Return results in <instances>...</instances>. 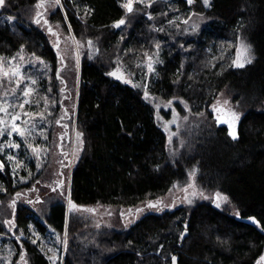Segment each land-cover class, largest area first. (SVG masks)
<instances>
[{"label": "trees", "instance_id": "trees-1", "mask_svg": "<svg viewBox=\"0 0 264 264\" xmlns=\"http://www.w3.org/2000/svg\"><path fill=\"white\" fill-rule=\"evenodd\" d=\"M37 3L5 0L0 7V58L26 53L43 61L30 76L51 112L47 139L33 133L35 145L43 152L47 146L42 169L26 158L14 175L0 134V236L23 237L7 241L14 259L52 264L43 250L49 242L57 245L51 232L63 255L56 264H173L172 257L178 264H263L264 0H210L209 6L192 8L188 0H155L135 2L131 13L123 0H60L59 6L44 0L39 17ZM194 8L205 22L197 32L185 33L181 20ZM120 20L125 23L117 28ZM60 31L87 47L91 41L96 50L80 60L78 93L76 73L59 50ZM239 37L254 49L251 63L238 67L232 57L213 58ZM157 55L150 71L149 57ZM117 66L130 83L109 75ZM145 90L159 103L176 99L188 105L191 119L175 149ZM223 91L245 109L237 122L231 117L218 122L210 110ZM230 123L236 140L229 135ZM74 131L82 133L83 150L71 169L68 194L64 177ZM19 156L24 160L25 152ZM192 177L209 199L149 213L126 229L67 226L69 210L102 205L132 213ZM34 192L40 200L29 199ZM218 192L228 197L221 208L215 206ZM67 195L76 209L66 203ZM36 235L41 236L35 242Z\"/></svg>", "mask_w": 264, "mask_h": 264}, {"label": "rangeland", "instance_id": "rangeland-1", "mask_svg": "<svg viewBox=\"0 0 264 264\" xmlns=\"http://www.w3.org/2000/svg\"><path fill=\"white\" fill-rule=\"evenodd\" d=\"M123 1L124 4L127 3V0ZM154 1L155 0H143L142 3L151 4ZM135 2H141V0H134V4ZM197 3H202L203 5H205L204 0H193L192 5H190L191 8L194 7ZM41 11L42 10L38 8V12ZM178 19V14H175V18H173V20H176V22H178ZM204 22L205 18L194 8L191 11V15L188 19L181 20V26L183 27L185 33H194L203 26ZM51 38L54 42V45L57 44V38L55 36H52ZM60 40V53H62V55L64 56L67 66L73 68V70H71L72 74L76 73V91L78 93L80 82V60L86 52L90 53V56L93 55L96 51L95 47L93 45H90L89 47L84 44L81 45L74 39L73 35L67 36L63 33V31H60ZM241 45L248 47L249 51L245 53L241 48ZM238 53L240 62L244 63V65L247 64L246 61L249 56L251 57V60H253L255 56L252 46H250L242 37H239L235 44L232 45L230 43L221 47L220 51L216 55H214L213 58L219 59L223 62L225 56H228L230 58L232 57L233 61H235L237 60ZM158 60V55L155 58L149 59L148 66L149 64H151L153 70ZM2 63L4 65V71L10 72L14 69H19L21 73V75L19 76H4L3 73L0 72V108L6 109V111H0V130H3L1 137H5V140L2 141L1 145L2 150L6 153L7 159L10 162L14 163V175H16L17 172L20 171L21 166L25 164L26 158H29V160L35 159L38 165V169H42L43 165L45 164V157L47 156V146L45 151L43 152L44 148H42L41 145H35L33 139L35 135H33V133L40 134L42 139L46 140V134L49 132V128L51 126L49 120L51 112L48 107L49 102L47 101V97L45 96L44 92L40 91V89L37 87V80L34 77L30 76V74L35 68H37L39 63L43 64V61L38 58L31 57L26 53H21L16 58H12L9 60L2 59ZM29 66L33 69L27 70ZM74 68H76L77 72L74 70ZM43 69L46 70L47 68L44 67ZM116 69H119L117 71V76H122V78H120L121 80L125 82L130 81L128 75L122 74V72L124 73L123 68L117 66L112 70V72ZM26 81H28L29 84L25 85V88L22 89V86ZM33 81H35V83H33ZM60 83L62 86H64L62 82ZM29 88L32 89V91L28 96H25L24 92ZM147 100L156 108V119L168 136L169 147L175 149L181 134L182 127L191 119L188 105L183 101L176 99L169 102L159 103L151 96H148ZM224 100H227L229 103L227 105H224ZM21 104L24 105L23 108L20 107ZM178 104L181 105V108L178 106ZM214 105H216L217 108L222 107L224 109L234 111L240 116L244 114L245 110L240 109L235 105L232 96L227 91H223L217 96L210 110L216 115V117H220V122H222L223 119L230 118V115L225 111H215L213 108ZM40 106L42 107L40 108ZM69 106L71 105L69 104ZM73 111L74 114H76L75 105ZM15 116H18L19 119L13 121L12 118ZM13 122H15L19 128L24 130V136H20L15 132H11V134H9ZM77 134L78 133L74 131L72 135L70 168L65 172L68 175L67 179L66 176L64 177V179L66 180L65 189H67L68 194L70 187L69 176L71 173V169H73V166L78 161L83 150L82 136L78 137ZM14 144H19L20 146L18 148L10 146ZM25 149H27V152L25 151ZM21 152H25L24 160H20L19 155L21 154ZM9 156L15 157V159L10 160L8 158ZM185 189H187V191H185ZM193 193H195V195H193ZM218 193L221 194V199L215 202V206L217 203H220V207L218 208H221L227 204L228 199L227 201H224L223 197L226 195L222 192ZM43 195L44 194H42V196ZM68 197L69 195H67L66 199L67 204H69ZM39 198V194H35V192L32 193L29 197L30 200L34 201L40 200ZM209 198L210 197L207 196L206 193L198 186L195 178L192 177L187 185L183 186L181 184H176L163 198L153 201L154 203L162 201V203H160V206L156 208L146 207V205H148L147 203L145 205L139 206L138 208H134V211L132 213L128 209H124L123 211L119 212L111 207L102 205L91 206L87 209L81 208L77 209L74 212L72 210H69L66 216L67 226L76 230L95 228L100 226L126 229L130 228L132 225H134L149 213H160L161 211L169 208H178L184 205L193 204L197 200ZM189 200H191V203L188 202ZM31 203L33 204V202ZM7 205L10 207V212L15 208L13 205V201H9ZM137 209H142V211L137 212ZM40 236L36 235L35 242L40 239ZM67 236L68 234L66 235V238H68ZM50 237H52V239H56L55 244H59L55 233L51 234L50 232ZM14 239L22 240L23 237L21 238V235L14 234H5L3 236H0V264H26V262L21 258L19 259V257H17L16 260L14 259L15 250L13 249L12 244L8 243L13 241ZM53 245V242H49V244H45L43 250L44 252H47L49 254L48 257L51 258L50 260L52 264H56L58 260L63 259V255L60 254L59 247L57 245ZM260 263L264 264V260H260Z\"/></svg>", "mask_w": 264, "mask_h": 264}, {"label": "snow or ice", "instance_id": "snow-or-ice-1", "mask_svg": "<svg viewBox=\"0 0 264 264\" xmlns=\"http://www.w3.org/2000/svg\"><path fill=\"white\" fill-rule=\"evenodd\" d=\"M52 2H53L55 5H59V4H60V0H52ZM141 2H143V0H141ZM188 2L191 4V3L193 2V0H188ZM204 4H205V6H209V0H204ZM4 5H5V0H0V7H3ZM122 6L127 10V12L131 13V12H133V10H134V0H127V3L123 4ZM148 6H150V5H148ZM36 7H37V8H43V7H44V0H38V3H37V5H36ZM36 15L39 17V16H41V13L37 12ZM149 18H151V17H149ZM9 19H12V18L10 17ZM44 22H45L46 24L48 23L47 20H45ZM35 23H36V24H39V23H40V19H36V20H35ZM124 23H125L124 20H120L119 22H117L116 27H119L121 24H124ZM48 30H49V32H52V28H51V27H49ZM52 34H53V35H57V39H59L57 33L53 32ZM88 43H89V45H91V41H89ZM57 47H58V44H57ZM158 47H159V45H157V48H158ZM241 48L243 49V51H244L245 53H247V52L249 51V48L246 47V46H244V45H241ZM149 59H151V57H149ZM246 62H247V63H251V62H252L250 56L247 58V61H246ZM233 63H234L236 66H238V67H244V63L240 62V59H239V53H238L237 60L233 61ZM148 67H149L150 70H152V65H151V64H149ZM0 72H2L4 76H19V75H21L19 69H14V70H12V71H10V72H6V71H4V65H3V63H2V58H0ZM109 75L117 76V73H116V72H113V73H109ZM117 78H118V79H119V78H122V76H117ZM126 82H129V83H130L131 81H126ZM33 83H35V81H33ZM134 86H138V85H134ZM31 91H32V89H30V88L27 89V90H25L24 95H25V96H28V95L30 94ZM148 96H149V94H148L147 90H145V98L147 99ZM218 103H219V101H218ZM228 103H229V102H228L227 100H224V101H223V104H224V105H227ZM23 106H24L23 104L20 105L21 108H23ZM213 108H214V110L217 111V112H220V111H225V112H227V113L230 115L231 120H232L233 123H234V122H237V121L239 120V114L236 113V112H234V111H231V110H229V109H224V108H222V107H221V108H217L216 105H214ZM0 111H6V109L0 108ZM12 119H13V121H15V120L19 119V117H18V116H15V117H13ZM217 120H218V122H220V117H219V116L217 117ZM224 122H227V121H224ZM229 127H230L229 135L231 136L232 139H234V140L237 139V138H238V134H237V132L235 131V129H234V127H233V124L230 123V124H229ZM2 131H3V130H0V134H2ZM11 132H15V133H17V134L20 135V136H24V134H25L24 130L21 129V128H19L15 122L12 123V125H11V131L9 132V134H11ZM77 135H78V137H79V136L82 135V133H78ZM45 139H47V137H45ZM10 146H12V147H17V148H18L20 145H19V144H14V145H10ZM8 158H9L10 160H11V159H15V157H12V156H9ZM0 167H3L2 162H0ZM190 175H192V174H190ZM185 191H187V189H185ZM18 195H19V194H18ZM193 195H195V193H193ZM216 197H217V200H220V199H221V194H220V193H217V194H216ZM227 199H228V198H227L226 196L223 197V200H224V201H227ZM188 202L191 203V200H189ZM160 203H162V201H158V202H156V203H152V202H150L148 205H146V207H149V208H156V207H157V204H160ZM216 206H217V207H220V203H217ZM69 207H70V209H76V208H77V206H76L75 204H73L71 201L69 202ZM130 211H131V210H130ZM136 211H137V212H140V211H142V209H137ZM237 215H239L238 212H237ZM250 219H252V220L255 221V218H254V217H253V218H250ZM256 223L258 224L259 222L256 221ZM185 232H187V226H185ZM21 259H23V257H21ZM50 259H51V258H50ZM261 260H264V257H261ZM172 261H173V264H176V257H172Z\"/></svg>", "mask_w": 264, "mask_h": 264}, {"label": "water", "instance_id": "water-1", "mask_svg": "<svg viewBox=\"0 0 264 264\" xmlns=\"http://www.w3.org/2000/svg\"><path fill=\"white\" fill-rule=\"evenodd\" d=\"M119 27H120V26H119ZM119 27H117V28H119ZM117 71H118V69H116V70L113 71V72H116V73H117ZM113 72H112V73H113ZM112 76H113V75H112ZM113 77H116V76H113ZM235 140H236V139H235ZM158 205H159V204H157V207H158ZM176 264H178V260H177V258H176Z\"/></svg>", "mask_w": 264, "mask_h": 264}, {"label": "built area", "instance_id": "built-area-1", "mask_svg": "<svg viewBox=\"0 0 264 264\" xmlns=\"http://www.w3.org/2000/svg\"><path fill=\"white\" fill-rule=\"evenodd\" d=\"M21 238H22V236H21Z\"/></svg>", "mask_w": 264, "mask_h": 264}]
</instances>
